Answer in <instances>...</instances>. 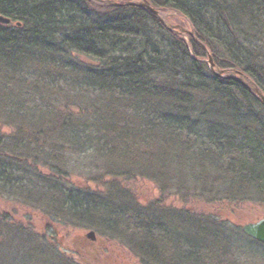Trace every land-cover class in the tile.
Listing matches in <instances>:
<instances>
[{
    "label": "trees",
    "instance_id": "1",
    "mask_svg": "<svg viewBox=\"0 0 264 264\" xmlns=\"http://www.w3.org/2000/svg\"><path fill=\"white\" fill-rule=\"evenodd\" d=\"M114 1L0 0V16L11 19L0 24V198L12 200L0 206V264H79L62 253L57 215L90 222L96 211L115 214L116 204L102 211L95 196L67 194L39 169L53 173L64 145L103 152L127 197L144 182L179 181L185 170L218 192L188 196L189 205L264 199L263 102L215 76L192 37L131 0ZM148 1L191 25L216 67L243 72L264 93V0ZM41 211L43 231L34 222ZM182 213L134 211L112 228L160 264L162 246L177 253L170 263L229 264L224 252L238 236L205 213Z\"/></svg>",
    "mask_w": 264,
    "mask_h": 264
},
{
    "label": "rangeland",
    "instance_id": "2",
    "mask_svg": "<svg viewBox=\"0 0 264 264\" xmlns=\"http://www.w3.org/2000/svg\"><path fill=\"white\" fill-rule=\"evenodd\" d=\"M163 13L167 15L164 18L167 19L168 23L187 29L191 28L188 23H183L179 19L180 16L178 14L174 12ZM87 146L92 147V145L88 144L85 148L71 149V146L64 145L60 152V163L52 169L53 173H50L49 169L41 168V166L39 168L41 171L54 176L55 179H52L55 181L52 182L61 185L67 194L80 193L85 196L88 193L86 196H95L96 201L101 204L102 211H106L110 204L117 205L114 207L116 210L113 216L96 211L98 217L90 222L85 217H76V219L70 217L66 219V217L57 215V223L55 224L60 230L61 246L64 247L65 245L62 253L68 258L74 259L79 264H160L157 257L150 258L145 253H142L136 245V247L132 246L128 237L120 233L119 229L112 228L114 227L113 225L119 223V225L123 226L128 223L129 218L127 216L132 215L134 211L146 213L152 217L162 216L166 218L167 215L183 214V209H191L216 218L218 222H222L229 227L230 236H238L236 241H234L236 243L232 244L230 249L224 252L225 258L229 259V264H264V245L257 243L242 232L244 225L264 219L263 198L257 201H245L240 205L225 204L224 206L213 205L204 207L202 202L189 205L188 196L198 200L201 196L212 199L217 197L216 194L218 192H213V194L205 192L208 189L202 190L201 187L196 186L192 182L193 179L190 174L185 170H181V175L178 177L179 181H174L173 179V181L166 184L158 183L157 180L144 182L137 185L133 193L134 197H127L119 192V190L127 191L125 187L120 189L113 184V177L110 171L112 167L106 163L104 153L98 150V154H96V149H89ZM58 167L62 175L56 172ZM171 172L173 175L176 171L171 169ZM191 172L196 173L197 170L194 172L191 170ZM32 185H34L31 186L33 189H36V187L43 188V184L40 183L38 185V182H33ZM41 192L46 191L42 189ZM4 201L10 202L12 200L1 197L0 206L3 203L9 204ZM22 206L25 207L24 203H22ZM129 212L131 213L129 214ZM41 214L42 221L38 218L34 222L40 227V231H43L44 215L46 214L43 212ZM122 220L125 222H122ZM92 231L95 232L96 240H91L87 237ZM127 233L129 234L130 232L127 231ZM143 239L135 236L132 241L136 244L139 243L138 240ZM158 244L155 243L156 248ZM162 247V252L166 255L164 257L166 264H168L167 262H174L175 259L177 260L176 251H170L167 246ZM212 262L208 264H213Z\"/></svg>",
    "mask_w": 264,
    "mask_h": 264
},
{
    "label": "water",
    "instance_id": "3",
    "mask_svg": "<svg viewBox=\"0 0 264 264\" xmlns=\"http://www.w3.org/2000/svg\"><path fill=\"white\" fill-rule=\"evenodd\" d=\"M87 1H91L93 3L99 4L102 6H118V5H120L119 3H116L114 0H87ZM126 5L137 6V7H140L142 9H145V10L155 14L156 16H158L160 18V20L164 23L165 27L169 31L176 32L177 34L184 36L185 38H187L188 36L192 37L200 46H202L207 51V54H208L207 62L209 64L211 72L215 76L220 77V78L227 80V81H235V82H238V83L244 85L256 97H258L264 104V93H263V91L246 74H244L241 71L234 70V69L223 70V69L216 67L210 52L207 50V48L202 43H200L197 40L195 33H194V29L191 25H190L191 28L187 29V28H183V27L178 26V25H172V24L168 23L167 19L164 18V16H167V15L165 13H163L162 11L156 10L150 4V2L148 0L131 1V2H127ZM10 23H11L10 18L0 16V24L9 25ZM242 232L247 237L251 238L252 240L256 241L257 243L264 245V219H261L257 222H251V223L244 225L242 227ZM87 237L91 240H96L94 231L90 232L87 235Z\"/></svg>",
    "mask_w": 264,
    "mask_h": 264
}]
</instances>
